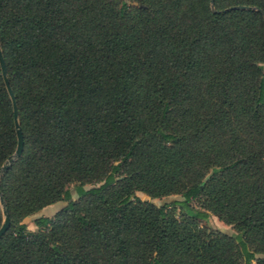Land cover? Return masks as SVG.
<instances>
[{
  "label": "trees",
  "instance_id": "1",
  "mask_svg": "<svg viewBox=\"0 0 264 264\" xmlns=\"http://www.w3.org/2000/svg\"><path fill=\"white\" fill-rule=\"evenodd\" d=\"M262 12L264 0H0L24 142L0 177V264H264ZM16 145L0 67V167ZM210 214L236 236L201 225Z\"/></svg>",
  "mask_w": 264,
  "mask_h": 264
},
{
  "label": "rangeland",
  "instance_id": "2",
  "mask_svg": "<svg viewBox=\"0 0 264 264\" xmlns=\"http://www.w3.org/2000/svg\"><path fill=\"white\" fill-rule=\"evenodd\" d=\"M85 188L89 187V185L84 186ZM71 190V196L73 199L77 197L75 192V184H71L69 186ZM137 196H139L141 199L149 200L153 202L157 206H162L164 204H168L173 200H179L181 197L178 194H171L160 198H150L147 195H145L142 192H136ZM65 204L64 201H58L51 205H48L44 208H42L37 213H34L30 216H28L26 219H24V223L26 224L27 228L29 230H36V227L33 224L34 219L37 216H48L51 217L54 215V213L59 210L63 205ZM193 205L197 206V203L195 201L192 202ZM176 213L179 215V205H176ZM201 225L207 226L212 230L215 231H221L231 236H236V232L233 229L231 225L225 224L222 221H220L216 216L210 214L208 219L206 221H202Z\"/></svg>",
  "mask_w": 264,
  "mask_h": 264
},
{
  "label": "water",
  "instance_id": "3",
  "mask_svg": "<svg viewBox=\"0 0 264 264\" xmlns=\"http://www.w3.org/2000/svg\"><path fill=\"white\" fill-rule=\"evenodd\" d=\"M233 8H247V7H245V6H234ZM262 15H263V18H264V13L263 12H262ZM0 67H1V73H2V76H3L7 91L9 93V96H10L11 101H12L13 114H14V123H15V131H16V137H17V145H16L14 153L0 167V177H1L3 172L5 170H7V168L10 166V164L16 158H18L21 155L22 150H23L24 142H23L22 131H21V128H20V126L18 124V121H17V106H16V102H15V98H14L13 92H12L11 87L9 85V81H8V78H7V71H6V67H5V63H4V59H3V56H2L1 50H0ZM0 204H1L2 212H3V216H4L3 222H2V224L0 226V236H2L6 232L8 227H9V214H8L7 209L4 207L3 199H2L1 194H0Z\"/></svg>",
  "mask_w": 264,
  "mask_h": 264
}]
</instances>
